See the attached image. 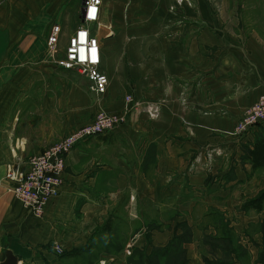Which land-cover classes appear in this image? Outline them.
<instances>
[{
    "label": "crops",
    "instance_id": "1",
    "mask_svg": "<svg viewBox=\"0 0 264 264\" xmlns=\"http://www.w3.org/2000/svg\"><path fill=\"white\" fill-rule=\"evenodd\" d=\"M84 7L0 0V263L10 250L17 264H134L179 243L186 264H264V165L249 156L264 124L235 132L264 95V0H102L89 23ZM82 27L100 44L104 94L56 62ZM100 110L123 121L74 148L34 215L8 169Z\"/></svg>",
    "mask_w": 264,
    "mask_h": 264
},
{
    "label": "built area",
    "instance_id": "2",
    "mask_svg": "<svg viewBox=\"0 0 264 264\" xmlns=\"http://www.w3.org/2000/svg\"><path fill=\"white\" fill-rule=\"evenodd\" d=\"M176 1L177 4L190 2ZM101 4L102 0H85V23L98 20ZM60 33V25H54L48 38V50L53 55L58 52ZM56 62L64 69L75 70L86 76L92 82L91 88L96 93L106 92L109 78L101 70L100 44L88 28L82 27L75 32L69 40L66 55ZM126 99L131 101L132 97L127 96ZM147 113L151 118H157L161 113L159 104L147 105ZM122 121L123 118L100 110L92 122L69 132L52 146L35 155L29 161L26 171L8 169L7 178L15 181V196L34 215L42 216L47 204L57 195L58 188L63 183L62 174L67 169L68 157L74 148L92 137L106 135L116 129ZM261 124H264V95L243 112L236 123L235 132L243 134Z\"/></svg>",
    "mask_w": 264,
    "mask_h": 264
},
{
    "label": "trees",
    "instance_id": "3",
    "mask_svg": "<svg viewBox=\"0 0 264 264\" xmlns=\"http://www.w3.org/2000/svg\"><path fill=\"white\" fill-rule=\"evenodd\" d=\"M249 156L253 161L254 167L264 165V133L260 134L256 139L253 149L250 150ZM175 250L169 254V247L155 250L151 255L141 252L137 258L133 259L134 264H161V259L164 258L166 261L164 264H186L187 258L185 250L181 245L175 244ZM136 251L133 252L134 255ZM175 252V253H174Z\"/></svg>",
    "mask_w": 264,
    "mask_h": 264
},
{
    "label": "water",
    "instance_id": "4",
    "mask_svg": "<svg viewBox=\"0 0 264 264\" xmlns=\"http://www.w3.org/2000/svg\"><path fill=\"white\" fill-rule=\"evenodd\" d=\"M84 5H85V0H84ZM86 14V9L84 7L83 10V17ZM18 263V258L12 253V251L8 250L6 253V259L1 262L0 264H17Z\"/></svg>",
    "mask_w": 264,
    "mask_h": 264
},
{
    "label": "rangeland",
    "instance_id": "5",
    "mask_svg": "<svg viewBox=\"0 0 264 264\" xmlns=\"http://www.w3.org/2000/svg\"><path fill=\"white\" fill-rule=\"evenodd\" d=\"M73 71H75V70H73ZM75 72H76L77 74H80V73H78L77 71H75ZM104 248H106V247H104ZM165 261H166V260H165L164 258H162V259H161V264H164Z\"/></svg>",
    "mask_w": 264,
    "mask_h": 264
}]
</instances>
